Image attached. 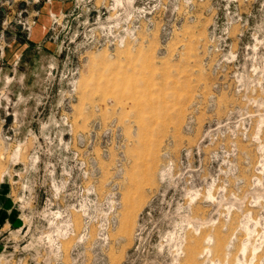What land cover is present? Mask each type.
<instances>
[{"label": "rangeland", "instance_id": "374dc122", "mask_svg": "<svg viewBox=\"0 0 264 264\" xmlns=\"http://www.w3.org/2000/svg\"><path fill=\"white\" fill-rule=\"evenodd\" d=\"M0 264H264V0H0Z\"/></svg>", "mask_w": 264, "mask_h": 264}]
</instances>
